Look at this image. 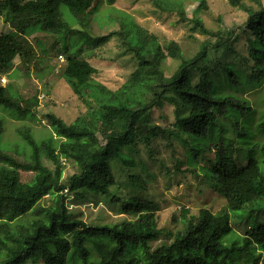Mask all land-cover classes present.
<instances>
[{"label":"trees","instance_id":"obj_1","mask_svg":"<svg viewBox=\"0 0 264 264\" xmlns=\"http://www.w3.org/2000/svg\"><path fill=\"white\" fill-rule=\"evenodd\" d=\"M97 0H0V13L7 12L14 31L0 35V68L8 70L16 58L27 66L37 55L34 47L21 37L27 28L53 21L58 34L68 38L71 32L81 36L83 44L95 46L121 34L123 45L133 52L137 66L116 90L93 80L96 68L67 41L60 51L67 54L62 78L86 106L85 113L67 124L53 113L46 114L50 131L37 139L29 128L17 129L28 149L24 163L0 147V261L1 264H90L87 246H106L99 252V264H264V107L258 113L244 93L264 86V6L254 11L240 0L229 3L247 14L241 29L246 44L242 53L229 40L216 35L214 43L202 42L193 57L183 54L180 45L170 41L162 47L158 39L136 26L134 40L122 30L90 36L86 31L71 30L57 18L65 5L82 28ZM113 5L118 0H103ZM158 10L176 12L179 21L192 24V31L215 36L201 18L188 19L183 7L169 0H150ZM200 5L205 8L204 1ZM122 22V21H121ZM42 25V24H41ZM65 29V30H63ZM233 57L232 61L213 56ZM78 55V56H77ZM166 58L178 61L175 71L166 77ZM255 69L252 61H260ZM250 65L251 73L245 67ZM10 86L0 85V107L12 112L15 120L33 116L36 97L24 99ZM264 101V98H260ZM159 102L174 105L173 129H160L149 122V114ZM256 106V105H254ZM3 122L0 120V138ZM182 138L187 165L197 170L207 184L225 198L226 207L218 213L201 209L197 216L181 210L183 229L173 242L151 251L150 243L164 235L158 228L159 206L138 195L120 198L121 189L113 167L133 166L134 159L125 153L144 143L149 153L151 138ZM18 144L12 149L21 154ZM20 149V147H19ZM21 148L20 150H22ZM212 152V158L206 157ZM207 165H199L200 159ZM71 161L78 172L63 179V161ZM49 162L52 167L44 163ZM20 171L32 172L28 182H21ZM131 188L145 190L144 182L127 176ZM66 192L85 199L91 196L110 198L119 204L120 214L133 219L118 224L89 226L75 217L66 204ZM47 198L48 204H41ZM248 225L244 235L233 230L231 221Z\"/></svg>","mask_w":264,"mask_h":264},{"label":"rangeland","instance_id":"obj_2","mask_svg":"<svg viewBox=\"0 0 264 264\" xmlns=\"http://www.w3.org/2000/svg\"><path fill=\"white\" fill-rule=\"evenodd\" d=\"M172 3L180 4L185 16L191 19L195 16L201 18L203 24L215 36L203 35L199 31H192V24L182 23L176 12L161 11L155 8L150 0H118L113 5H108L103 0H97L88 17V27L82 28L78 20L70 14L65 5H60L57 18L67 25L71 30L86 31L90 36H102L112 31L122 30L128 33V38L134 40L136 26L143 28L149 35L155 36L160 45L165 47L170 41L177 42L185 57L191 58L198 51L202 42L214 43L216 35L226 36V33L233 31L229 40L238 35V40L233 44L236 50L244 53L246 40L241 33L245 25L247 14L236 7H233L228 0H203L205 8L200 5L202 0H169ZM254 11L260 7L252 0H240ZM264 6V0H260ZM122 21V22H121ZM42 24V25H41ZM32 25L27 28L21 37L26 38L36 51V59L25 66L19 58L13 62L8 70L0 68V85L10 86L14 94L21 95L24 99L36 97L38 105L35 107L33 116L25 121L15 120L12 112L0 107V120L3 122V133L0 138V147L8 151L17 161L24 163L28 158V149L24 148L23 140L17 135V129L27 127L32 134L40 139L49 131V125L45 118L46 114L53 113L67 124L73 122L78 116L85 113L86 106L71 91L68 84L62 78L63 69L66 66L67 54L60 51L64 41L71 46L74 52L79 46L83 48L78 57L86 60L96 68L93 80L106 86L110 90L118 89L134 71L137 66L133 52L123 45L121 34L111 37L106 43L95 46L93 42L86 41L83 44L81 36L71 32L68 38L58 34L55 22L46 21ZM136 25V26H135ZM65 30V29H63ZM14 31L8 21L7 12L0 13V35ZM221 60L232 61L233 57L224 56L221 52L214 54ZM260 61H252L255 69H260ZM178 61L166 58L163 63V71L169 77L176 69ZM262 73H264V65ZM247 75H250V65L245 67ZM253 108L257 109L255 119L257 120L264 107V86L243 95ZM256 105V106H254ZM261 106V107H260ZM174 105L171 103L159 102L149 114V122L157 125L160 129H173L175 123ZM181 139L165 137L159 134L151 138L149 153L144 143H138L132 147V151L125 153L134 159V165L129 167H113L115 179L121 185V189L114 193L120 198L138 195L145 200H151L159 206L157 213L158 228L164 230L158 240L150 243V250H155L162 244L173 242L174 235L183 229L181 210L188 208L187 216H197L201 209H208L212 213H218L226 207L224 197L216 193L208 184L206 179L201 177L197 170L187 165L185 150L187 145ZM21 154L12 151L16 145ZM212 152H207L206 157L212 158ZM63 162V179L77 173V167L69 160ZM46 165L52 167L49 162ZM199 165L206 166L207 162L201 158ZM134 175L144 182L145 190L131 188L128 185L127 176ZM33 176L32 172L20 171L21 182H28ZM66 204L69 211L77 218H81L89 226L113 225L123 220L133 219L132 215L120 214L119 204L112 203L110 198L103 196H88L85 199L66 192ZM48 199L41 200V204H48ZM264 219L260 217V220ZM234 231L244 235L248 225L238 222L235 218L231 221ZM89 249L90 264H99V252L106 246H87ZM1 264V261H0ZM27 264H42L41 261L28 262ZM71 264H77L71 263Z\"/></svg>","mask_w":264,"mask_h":264},{"label":"clouds","instance_id":"obj_3","mask_svg":"<svg viewBox=\"0 0 264 264\" xmlns=\"http://www.w3.org/2000/svg\"><path fill=\"white\" fill-rule=\"evenodd\" d=\"M233 230H234V228H233Z\"/></svg>","mask_w":264,"mask_h":264}]
</instances>
